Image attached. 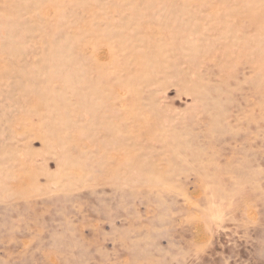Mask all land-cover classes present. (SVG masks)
<instances>
[{
	"label": "rangeland",
	"instance_id": "obj_1",
	"mask_svg": "<svg viewBox=\"0 0 264 264\" xmlns=\"http://www.w3.org/2000/svg\"><path fill=\"white\" fill-rule=\"evenodd\" d=\"M0 264H264V0H0Z\"/></svg>",
	"mask_w": 264,
	"mask_h": 264
}]
</instances>
